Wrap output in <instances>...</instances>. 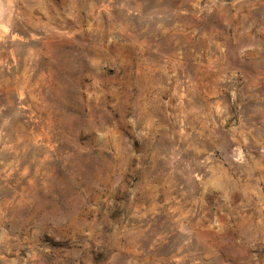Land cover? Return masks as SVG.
<instances>
[{"label":"rangeland","instance_id":"374dc122","mask_svg":"<svg viewBox=\"0 0 264 264\" xmlns=\"http://www.w3.org/2000/svg\"><path fill=\"white\" fill-rule=\"evenodd\" d=\"M0 264H264V0H0Z\"/></svg>","mask_w":264,"mask_h":264}]
</instances>
